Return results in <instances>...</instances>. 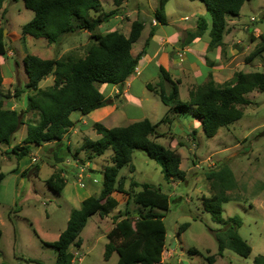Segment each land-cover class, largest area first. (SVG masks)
Segmentation results:
<instances>
[{
	"label": "rangeland",
	"instance_id": "374dc122",
	"mask_svg": "<svg viewBox=\"0 0 264 264\" xmlns=\"http://www.w3.org/2000/svg\"><path fill=\"white\" fill-rule=\"evenodd\" d=\"M159 1L126 0L125 7L122 11L119 9L117 17L101 24L96 32L104 34L114 30L127 33L135 20L151 26L153 12ZM199 3L169 0L165 8L167 22L180 25L181 28H195L201 17L207 24L205 37H209L212 17L209 12L202 15L198 13L202 7ZM101 4L104 13L117 7L113 0H101ZM32 17L33 12L24 7L22 0H5L0 10V27L3 29L5 46V54L0 56V92L5 97V108L19 112L26 108L28 97L35 93L26 88L27 76L22 63L26 55L75 62L84 58L87 48L93 43L84 30L65 36L59 45L48 44L42 38L21 35V27ZM185 17L187 21H180ZM227 21L222 45L208 49L201 60L205 68L200 69L197 63L193 65L201 78L196 79L192 89L189 87L193 83L190 79L189 84L180 87L179 100L182 103L188 102L191 90L204 86L209 80L216 86L232 85L239 72L264 73V52L251 62H245L261 43L259 36L264 35V0L244 3L239 17L228 18ZM160 27L165 29L166 26ZM149 32L147 30L146 35L134 44L132 55L142 50ZM251 36L254 40H251ZM204 69H208L205 78ZM53 85L54 77L49 75L38 87L48 90ZM97 87L103 95L108 93L106 89L111 88L107 84ZM166 89L169 91L170 87L167 85ZM16 92L19 94L17 98ZM114 95L113 98H117ZM247 98L250 105L240 107L243 117L220 128L212 138L204 136L200 123H195L192 117L193 120L189 117L171 120L175 115L170 112L166 116L169 123L160 121L157 131L162 136L151 139L179 154V168L185 173L184 180L174 178L170 182L166 181L161 168L145 152L135 150L131 160L133 171L129 167L125 168L117 178L124 183L125 192L114 191L111 194L118 205L104 218L95 214L88 219L80 235L81 246L69 249L73 254L72 264H116L115 253L109 260L103 258L107 243L105 236L127 213L138 218L148 211L133 201V196L141 190V184H148L168 197V211L155 210L163 214L166 229L164 264H209L208 258L213 259L212 264H252L255 257L264 256V136H259L264 132V94L252 92ZM143 101L152 116L157 111L160 114L165 108L154 92L145 94ZM22 116L24 120L26 113ZM27 117L34 123L38 120L36 113H28ZM80 118V113L72 112L70 120L73 125L60 142L32 145L28 155L21 159L17 160L10 152L24 145L28 122L24 120L26 123L14 134L9 146L0 145V173L6 175L0 185V230L3 235L0 239V264H36L31 261L54 264L56 250L46 245L58 239L66 229L72 211L80 208L83 199L99 195L103 172L110 164L112 150L94 157L91 148H83L86 140L93 142L99 139V135L92 128V120L82 121ZM115 124L110 126H127L124 121ZM56 159L62 162L57 163ZM223 166L232 172L236 187L226 192L231 201L222 205L221 219L223 222L232 217L240 220L239 235L251 247L247 258L230 250H224L222 257L217 255V245L210 230L222 229L223 223L212 221L210 214L204 212L202 207V199L216 192L207 180L206 173L217 171ZM15 168L20 171V175L11 173ZM53 174L59 175L64 181V188L59 194L45 184ZM9 206L10 209H7Z\"/></svg>",
	"mask_w": 264,
	"mask_h": 264
},
{
	"label": "trees",
	"instance_id": "16d2710c",
	"mask_svg": "<svg viewBox=\"0 0 264 264\" xmlns=\"http://www.w3.org/2000/svg\"><path fill=\"white\" fill-rule=\"evenodd\" d=\"M22 1L24 7L33 12V17L21 27V35L33 39L42 38L48 44L59 45L65 36L74 34L77 30H84L93 43L87 48L84 58L75 62L70 59L54 61L26 55L22 60L27 76L26 88L35 93L28 97L27 106L22 112L5 108V97L0 92V145H10L14 134L25 124L23 114L38 115L36 123L26 124L24 145L15 147L10 152L17 160L27 156L32 145L60 142L73 125L70 120L72 112L77 111L82 116H87L106 106L107 102L97 85L107 84L121 88L126 81L133 78L139 60L149 50L155 28L167 26L164 7L168 2L159 1L152 19L156 24L150 29L142 50L133 57L131 49L144 29L143 22L133 21L128 36L118 31L97 33L96 30L101 24L115 18L118 13L116 9L104 13L100 0ZM123 1L126 0H113V3L120 5ZM188 1L202 2L212 17L208 34V49L212 50L222 45L227 19L236 18L243 4L252 0ZM4 2L5 0H0V10ZM206 31L207 24L200 17L194 31H188L179 40L180 46H187L194 39L202 37ZM259 38L261 43L249 54L245 62H251L264 52V35H260ZM251 40H254L252 36ZM4 54L3 29L0 27V56ZM49 75L54 77L53 87L48 90L39 89V83ZM1 84L0 71V88ZM178 84V81L173 82L169 74L160 68L156 85H147L148 90L154 92L160 102L168 108L161 122L169 123L166 116L170 112L175 117H192L200 123L204 136L212 138L220 128L233 124L243 117L240 107L250 105L248 94L252 92L264 94V73L239 72L232 85L216 86L209 80L204 86H197L188 93L187 103L179 100ZM167 85L170 87L169 91L166 90ZM18 96L16 92L15 97ZM157 127V124H152L147 119L126 127L106 128L100 123L92 124L99 139L93 142L86 140L83 148H91L94 157H100L112 150L110 165L104 169L99 195L83 199L80 208L72 211L66 229L58 239L46 245L56 250L54 264H72L73 254L69 249L72 246L76 248L81 246L80 235L88 219L95 214L104 218L118 205L111 194L114 191L125 192L124 183L117 178L120 171L125 168L129 167L133 171L131 160L135 150L145 152L147 157L161 168L166 181L174 178L184 180L185 173L179 168V154L151 139L162 136L158 133ZM193 133L195 134V131ZM259 136H264V132ZM60 160L58 159L57 163L62 162ZM205 176L216 192L202 199L203 210L210 214L212 221L223 223L222 229L210 230L217 245V255L222 257L224 250H230L242 258H247L251 253V247L239 235L240 220L232 217L223 222L221 219L222 205L231 201L226 192L236 187L232 172L223 166L217 171L206 173ZM5 177V174L0 173V185ZM45 184L58 194L64 188V181L57 174L50 176ZM139 186L141 190L133 196V201L148 211L138 218L127 213L122 220L115 223L105 236L107 243L103 253L104 260H109L115 253L116 264H162L166 229L163 214L156 213L155 210L167 212L168 197L148 184ZM1 235L0 230V239ZM212 260L208 258L207 261L212 264ZM31 262L43 264L38 261ZM252 264H264V256L255 257Z\"/></svg>",
	"mask_w": 264,
	"mask_h": 264
},
{
	"label": "crops",
	"instance_id": "0c3cea01",
	"mask_svg": "<svg viewBox=\"0 0 264 264\" xmlns=\"http://www.w3.org/2000/svg\"><path fill=\"white\" fill-rule=\"evenodd\" d=\"M194 2H198V1H194ZM167 3L165 4L164 9L166 8ZM199 4L202 7L199 8L198 13L202 15V13H205L207 11L205 5L202 2ZM125 5L126 2L123 1L120 5H117L115 9L119 13V9L120 11H122L121 9H123ZM237 17H239V15ZM180 21H187V17L181 18ZM151 26L148 24H144V29L141 32L139 39H141L142 36L146 35L145 33H147V30L150 31ZM169 27H171L172 29H169ZM193 27L194 26L187 28L184 26L183 28H181L180 25H172L170 22L169 23L167 22V26L165 27V29L160 26L156 27L153 36L150 40L149 50L147 54L143 55L139 60L133 78L126 81L124 85L121 86V88H119L118 86H111L110 89H106V91L109 90L107 94L103 95L104 100H107L106 106L93 111L87 116L81 115L80 120L82 121L92 120V123H100L102 125L104 124L103 126L107 128L114 127V126H110V124L113 123L117 124L118 121L120 122L124 121L126 123L125 125L128 126L133 123L142 121L144 119L149 120L152 124H160V121L167 114L168 108L165 106L164 110L161 111L160 114H158L157 111L154 116L149 114L148 110L150 109H146L144 107L145 103L143 101L145 94L151 93V91L148 90L147 85H152L153 83L158 81L160 68H163L169 74L172 81L176 80L179 82V84L177 85L178 93L180 87L189 84L188 79L193 81L192 85L191 83L189 84L190 89H192V86L196 85L194 84V82L196 81V79H199L201 77H198V75L200 76V74L197 72V70L194 69L193 65H195L194 63H197L200 69L205 68L204 63L201 60L208 51L209 37L206 38L205 37L206 35L204 34L202 37L194 39L187 46L181 47L179 44V40H181V38L184 37L183 34L186 35L188 31H194L195 28ZM112 31L114 30H111L109 32ZM129 31L123 34L125 36H128ZM133 47L134 45L132 46L131 49V55L134 52ZM138 52L132 56L133 57L136 56ZM207 73H208V69L206 70L204 69L203 78L206 77L205 75H207ZM113 94H115L114 96H117V98H113ZM156 107L158 108L157 103H156ZM27 115L28 113H26L24 120L28 123H34L32 122V119L31 121H29ZM174 118L176 119L177 117H172L171 120H175ZM189 119L193 120L190 117ZM151 120L152 121L156 120V121L152 122ZM194 122L197 123V121ZM107 123L110 124L108 125ZM110 156L112 157V155ZM95 161L96 159L94 160V162ZM11 173H14L15 175L16 174L20 175V171H18L16 168L13 171H11ZM7 209H10V206L7 207ZM164 262L165 261L163 260L162 257V264H164Z\"/></svg>",
	"mask_w": 264,
	"mask_h": 264
},
{
	"label": "built area",
	"instance_id": "2783aa9c",
	"mask_svg": "<svg viewBox=\"0 0 264 264\" xmlns=\"http://www.w3.org/2000/svg\"><path fill=\"white\" fill-rule=\"evenodd\" d=\"M156 23H155V21H153V25H155Z\"/></svg>",
	"mask_w": 264,
	"mask_h": 264
}]
</instances>
